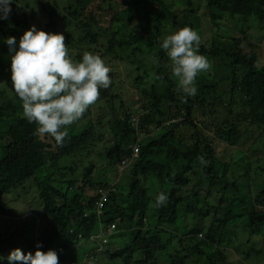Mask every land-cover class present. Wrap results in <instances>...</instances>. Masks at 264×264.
<instances>
[{"label":"rangeland","instance_id":"374dc122","mask_svg":"<svg viewBox=\"0 0 264 264\" xmlns=\"http://www.w3.org/2000/svg\"><path fill=\"white\" fill-rule=\"evenodd\" d=\"M82 1L85 4L91 2V0ZM131 1H93L96 4L92 11L96 12L98 20L94 29L100 33L96 40H90V36L85 38L86 28L82 21H90V14L88 10H79L80 0H17L16 3L11 4L9 19L0 23V90L2 91L0 104L11 98L18 99L12 91L11 58L4 40L11 36L19 40L32 25L45 30L50 16L53 15L57 22L53 32L64 34L70 55L77 60L85 51L101 55L111 69L109 75L112 80L107 89L100 90L96 103L91 105L77 122L69 126L68 133L73 127L78 131L85 129L91 122L94 135L79 151L62 157L54 165L49 164L51 169H55V173L48 180L49 186L42 192L44 197H40V188L33 178L27 179L23 186L13 188L4 195L0 203V232L2 237L14 236L11 250L24 247L29 244V239H33V247L27 252L34 253L37 242H40L45 233H52L53 224L46 212L45 203L48 202L47 199H54L55 204L52 203L50 209L62 204L63 198L52 193L55 189L67 192V197L70 199L78 192H82L86 199H93L97 196L99 188L108 187L110 193L113 190L120 193L116 203L110 201L108 204V208L111 207L116 214H120L128 207L130 184L136 175L134 163L122 164L123 159H132L129 149L135 143L145 146L174 126L178 127L175 130L178 139L186 143H192L194 140L193 134L197 128L189 121L183 122L187 118L185 109L177 113L175 105L161 103L154 106L156 100L153 95H159L163 89L162 82L156 80L157 49L150 44L146 33L140 31L138 19H129ZM142 1L139 11L146 16V21L144 19L145 23H143L147 26L149 17L145 14L150 10V16L153 17L160 0ZM163 2L173 11L174 18L176 17L164 22L163 39L179 29L191 27L200 34V45L207 49L202 55L210 62V69L197 77V94L190 97L179 91L177 87L175 89L178 95L186 96V100H189L188 105L193 106L192 115L195 117L194 122L197 123L199 131L212 140L218 156L217 169L225 180L220 181L217 186L207 184L204 187H196L200 195L198 202L194 200L195 206L199 208L209 206L211 215H203L198 220L190 209L182 208L178 212L176 223L162 225L164 237L168 239V247L165 252L160 253L155 264H169V258L182 254L188 255V264H210L208 257L218 247L215 244L208 246L207 241H204V232L216 222L214 220L217 217L230 216V211L226 210L228 200H222L226 191L230 192L227 195L232 196L237 193L235 186H242V197H248L250 192L254 196L253 201L260 198L258 207L264 209V193H260L264 190V117L255 126L245 125L239 130L234 128L233 123L243 121L239 113L248 105V97L233 85L230 67L232 58L228 55L238 50L256 53L258 64L264 65V10L261 9L258 15L243 20L227 12H219L205 0H193L192 6L187 4V0H163ZM74 9L80 11L79 17L70 14ZM114 13L117 20L112 22L110 17H113ZM68 19H71L70 23L67 22ZM135 30L140 34L132 38ZM113 38H116L118 43L115 51L112 52L108 42ZM121 40L128 41V44L123 47L118 46ZM237 72L242 79L245 70L238 68ZM165 73L176 81L172 74L170 59L166 63ZM149 114L154 119L160 120L161 124L158 128L153 129L144 119ZM205 119H210L219 127H225L233 143L230 144L222 139L215 128L208 129L202 122ZM126 122L136 131L130 134L127 147H123L117 163L111 164L110 151L121 142L120 132L124 130L122 125L124 126ZM8 129L6 118L1 119L0 140L7 135ZM240 162L248 168L247 176L244 174V167L237 165ZM90 167H93L92 172L87 177ZM138 177L142 179L143 186L147 190L145 201L148 204V219L145 225L147 229L154 228L158 215L155 197L160 192H165L168 197L173 182L168 178L159 181L154 174L147 177L139 174ZM188 177L189 182L196 180L192 174ZM1 181L0 178V183ZM190 187L191 184L183 187L182 196L188 193ZM214 207L219 209V215L215 214ZM93 211L94 207L86 209L85 213L88 215ZM113 215L117 216L114 213ZM137 222L138 217L133 225L135 228ZM227 226L232 234L237 235L232 240L231 246L219 247L220 254L214 257L216 264H264V228L257 233L253 232L247 227L246 221L239 218L230 220ZM193 227H198L203 232L192 235ZM128 232V229L116 228L115 233L111 235V250L119 249L129 241L128 237L124 236ZM90 243L68 245L62 241L60 244H55L52 249L57 250L60 255H65L66 264H124L122 258L110 259L103 254L104 251H97L98 249ZM256 250H260L261 253ZM9 253L10 250L3 255L5 260Z\"/></svg>","mask_w":264,"mask_h":264},{"label":"trees","instance_id":"16d2710c","mask_svg":"<svg viewBox=\"0 0 264 264\" xmlns=\"http://www.w3.org/2000/svg\"><path fill=\"white\" fill-rule=\"evenodd\" d=\"M91 0L89 4H85L82 0L78 6L80 11L88 10L90 14V21H82L85 26V38L90 36V40H96L97 36H100L99 32H96L94 25L98 23L96 19V12L92 9L96 4ZM105 1V0H102ZM211 7L219 10V12H227L231 16L236 18H242L247 20L248 17L258 15L260 10H264V0H205ZM143 3L142 0H132L130 4L131 15L129 19H138V26L140 31H144L148 37L150 44L157 49L155 57L157 61L156 66V80L161 81L163 89L159 95H153L156 103L154 106L167 103L170 106L176 108L177 113L180 110H186L187 118L183 122L192 123L197 131L193 134V142L186 143L178 139L175 135V130L178 128L174 126L168 129L161 137L156 138L148 142L145 146L140 144V150L135 157H133L134 148L129 149L131 151L132 159L128 158V164L134 163V170L136 172L130 184V191L127 197L128 207L125 212L115 213V210L108 208V205L104 211L103 223L109 225L112 222L117 224L119 230H129L124 236L128 237V242L119 249L111 250L110 246L112 240L104 245L102 249L103 254L110 259L122 258L124 264H155L159 259L161 252H165L168 247V239L164 237V229L162 225H172L178 220V212L180 209H190L199 220L203 215H211V208L209 206L205 208H199L195 206V202L199 201V191L197 186L204 187L207 184L217 186L220 181L225 180L217 169L218 156L212 140L201 133L198 129L197 123L194 122V116L192 115V105H188L189 100H186V96L178 95L176 91L177 82L165 73V66L169 60L166 52L161 48V43L164 36V22L170 21L174 18V13L168 7L165 6L163 0L157 3L154 16H150V10L145 14L147 15L148 25H144L143 16L139 11V7ZM189 6L193 5V0H187ZM125 9V8H123ZM74 9L70 14L74 17L80 16V11ZM165 10V13H163ZM104 11V10H103ZM114 22L115 13L113 17H110ZM176 19V17L174 18ZM4 20H0L3 23ZM68 23L71 19L67 20ZM144 22V23H143ZM126 26V25H124ZM57 27V22L53 16H50L46 25L45 31L53 32ZM122 28V27H121ZM117 33V32H116ZM115 33V34H116ZM139 31L135 30L132 38H136L139 35ZM84 36V35H83ZM110 51H115V46L118 43L116 38L111 39L109 42ZM128 44V41L121 40L118 46L123 47ZM200 53L204 54L207 49L200 45ZM232 58L230 67L232 68L231 74L233 79V85L235 88H239L246 97H248L247 106L239 113L240 118L243 121L233 123L236 130L248 125L255 126L264 117V65L258 64V57L256 53H247L243 50H238L233 53H228ZM238 68L245 70V75L240 79L238 74ZM145 93L149 95L148 91ZM0 94L2 91L0 90ZM176 116V115H174ZM6 118L9 124L8 133L2 140H0V203L8 192L13 188L23 186L27 179H35L40 188V197H44L42 192L49 186L50 177L55 173V169H51L49 164H56L62 157L69 156L76 151H79L83 145L87 144L94 135V127L90 122L89 125L82 130L72 128L68 133V137L62 146L56 144L55 140L51 137L41 138L36 133L37 125L33 122H29L23 115L22 102L19 99H9L0 104V120ZM170 119L171 117H167ZM172 118H175L172 116ZM152 128H158L161 124L160 120L154 119L151 114L144 117ZM181 122V123H183ZM206 124L208 129H216L218 135L229 142L233 141L230 138L228 131L225 127H219L215 125L210 119L202 121ZM180 123V124H181ZM120 132V143L110 151L111 164L117 163L119 154L123 152V147H127L130 134L135 132L136 129L128 122L122 125ZM233 131V129H231ZM242 162L237 163L239 167H244L245 176L249 173L248 168L241 165ZM248 164V163H247ZM92 168H89L87 177L91 175ZM141 174L142 177H147L150 174H154L159 181H163L166 178L172 180V187L169 191L167 205L157 207L158 215L156 216V223L154 228H146L145 221L148 213V204L145 201L147 190L143 186L142 179L138 177ZM189 174H192L196 180L193 182L188 180ZM90 180V179H89ZM191 184L188 193L182 196V190L185 185ZM103 188V187H101ZM108 189V187H104ZM100 189V188H99ZM235 189L237 193L229 196L230 192L222 196V200H228L227 209L230 211V216L227 218L217 217L213 225L209 226L206 230L204 241L209 244H215L218 249L209 255L208 259L210 264H216L214 260L215 255L220 254L219 247L226 245L231 246L232 240L236 238L237 234H232L231 229L227 226L230 220L239 218L245 220L247 227H250L253 232H259L264 228V209L258 207V201H253V197L250 192L248 197H242V186L236 185ZM54 195H58L63 198L62 204L50 209V205L55 204L54 199L50 198L46 201V212L51 218L53 229L52 233L47 232L45 236L40 239L43 243V250L54 248L55 244L68 243L79 244L80 242H89L91 237L96 233L98 225L100 224L97 214L90 212L86 215V209H92L94 207L97 197L93 199H86L82 192H78L70 199L67 197V192L55 189L52 192ZM51 193L52 196H54ZM118 193V194H117ZM264 193V190L260 192ZM120 196L118 191H111L110 201L116 203V200ZM216 209L215 214L219 215V209ZM110 209V210H109ZM113 213L117 216H114ZM138 217L137 227L135 228L134 222ZM213 221V222H214ZM203 231L198 227H193L191 230L192 235L202 233ZM125 233V232H123ZM122 233V234H123ZM14 234V233H13ZM232 234V235H231ZM11 235V234H10ZM113 237V236H112ZM192 237V236H191ZM14 236L7 238L2 237L0 232V254L4 255L12 248L14 243ZM207 239V240H206ZM224 240L226 242H224ZM182 240H180L181 242ZM27 243L21 248L25 253L28 249L33 247V239H29ZM261 250V249H260ZM258 251L261 253V251ZM9 255V254H8ZM7 255V256H8ZM188 255H179L175 258H169V264H188ZM61 264H66L65 255H60ZM0 264H8L7 259L0 262ZM88 264V263H86ZM92 264V263H91ZM226 264V263H225ZM263 264V263H258Z\"/></svg>","mask_w":264,"mask_h":264},{"label":"clouds","instance_id":"9594fccd","mask_svg":"<svg viewBox=\"0 0 264 264\" xmlns=\"http://www.w3.org/2000/svg\"><path fill=\"white\" fill-rule=\"evenodd\" d=\"M16 2L0 0V20L9 19L11 4ZM200 42L201 36L196 30L184 27L167 35L161 43L171 61L178 90L190 97L198 92L199 74L210 69V62L199 52ZM4 43L11 58L12 91L22 102L24 117L37 125L36 133L41 138L51 137L62 146L69 126L96 103L100 90L112 83L110 67L101 55L89 51L79 60L74 59L63 33L47 32L36 25L26 30L19 40L11 36ZM167 199V194L160 192L155 197V205L164 206ZM103 216L100 219L97 215L100 224L89 241L97 251H102L107 244L93 239L100 225L108 226L103 223ZM6 259L8 264H61L60 253L54 249L44 251L42 242H37L34 253L15 248ZM4 260L0 254V262Z\"/></svg>","mask_w":264,"mask_h":264},{"label":"built area","instance_id":"2783aa9c","mask_svg":"<svg viewBox=\"0 0 264 264\" xmlns=\"http://www.w3.org/2000/svg\"><path fill=\"white\" fill-rule=\"evenodd\" d=\"M134 153L132 154L133 157H135L137 155V153L140 150V144L139 143H135L134 146ZM128 160L124 159L122 161V164L125 165L127 164ZM113 190V189H112ZM110 188L105 189V188H100L97 191V199L95 201V207H94V212L98 215V217L101 219L104 211L107 207V205L110 202ZM117 226L116 223L113 222L108 226H103L100 225V229L97 235L94 236L93 239H98L100 241H102L103 243H108L109 242V236L116 230Z\"/></svg>","mask_w":264,"mask_h":264}]
</instances>
